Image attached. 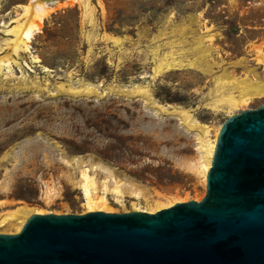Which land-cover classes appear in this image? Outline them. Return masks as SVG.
<instances>
[{"label": "rangeland", "instance_id": "1", "mask_svg": "<svg viewBox=\"0 0 264 264\" xmlns=\"http://www.w3.org/2000/svg\"><path fill=\"white\" fill-rule=\"evenodd\" d=\"M30 1L0 0V57ZM44 1L28 49L0 68V213L17 204L79 215L200 201V135L167 112L190 109L193 120L221 127L264 103L205 105L222 75L264 80L256 59L264 0H90V23L78 2ZM164 57L182 62L155 72ZM84 176L106 210H87Z\"/></svg>", "mask_w": 264, "mask_h": 264}, {"label": "water", "instance_id": "2", "mask_svg": "<svg viewBox=\"0 0 264 264\" xmlns=\"http://www.w3.org/2000/svg\"><path fill=\"white\" fill-rule=\"evenodd\" d=\"M200 201L153 213L31 215L0 264H264V103L228 117Z\"/></svg>", "mask_w": 264, "mask_h": 264}, {"label": "bare ground", "instance_id": "3", "mask_svg": "<svg viewBox=\"0 0 264 264\" xmlns=\"http://www.w3.org/2000/svg\"><path fill=\"white\" fill-rule=\"evenodd\" d=\"M73 1L78 2L81 5L83 9V20H86L89 23L92 22L93 7L90 0ZM22 9L23 12L21 13V17L15 19V24L7 30L8 33L13 36V38L10 41V52L0 57V68L2 65H6V67L9 68L10 62H15L12 55H19L20 51H25L28 49L27 43L30 41L32 35L39 31L40 23L43 21L47 11V6L44 0H31L28 4L22 6ZM113 40L115 43L119 41L118 38H114ZM33 59L35 62L39 61L37 57H34ZM162 59L163 61L165 59V61H160L157 65H155V72H160L164 67L171 68L182 62L173 58L171 60H166V57ZM256 59L260 62V64L263 65L264 68V44L263 49L260 47L257 48ZM188 65H195V61H188ZM220 80V82L218 80L219 83L216 90L217 93L214 92L216 94L215 97L211 98L210 101L205 103V105L214 112L223 110L224 108H227L229 112H232L234 110L240 109V107H243L250 100L264 96V80L236 78L228 74L220 76ZM226 85L233 86L227 87ZM59 87L63 88V85H59ZM85 90L89 92L90 88H86ZM189 110L184 108H173L167 113L170 115L179 116L186 122V125L189 128L194 129L199 133L201 144L200 147L202 149L201 171L203 172L206 180V174L211 166L220 127H210L207 124L197 122L196 119L193 120ZM89 184V179L84 176L81 187L85 192L87 210H106V199L98 194H90L88 192ZM161 205L162 204H157L153 208L146 209L135 208V210L154 212L157 211ZM36 213H42V210L28 204H17L13 208L0 213V228L10 227L13 230L12 232H18L26 220L31 215Z\"/></svg>", "mask_w": 264, "mask_h": 264}]
</instances>
